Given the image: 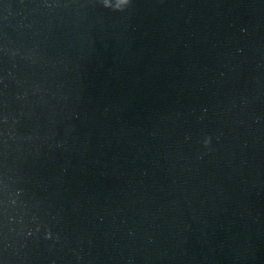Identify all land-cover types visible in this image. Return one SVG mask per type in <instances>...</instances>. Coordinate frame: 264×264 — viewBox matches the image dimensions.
<instances>
[{"label": "water", "instance_id": "water-1", "mask_svg": "<svg viewBox=\"0 0 264 264\" xmlns=\"http://www.w3.org/2000/svg\"><path fill=\"white\" fill-rule=\"evenodd\" d=\"M0 264H264V0H0Z\"/></svg>", "mask_w": 264, "mask_h": 264}]
</instances>
